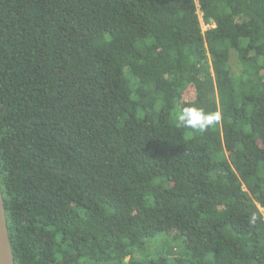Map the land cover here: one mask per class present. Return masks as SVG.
<instances>
[{
    "label": "trees",
    "instance_id": "16d2710c",
    "mask_svg": "<svg viewBox=\"0 0 264 264\" xmlns=\"http://www.w3.org/2000/svg\"><path fill=\"white\" fill-rule=\"evenodd\" d=\"M0 183L16 264H264V0H0Z\"/></svg>",
    "mask_w": 264,
    "mask_h": 264
},
{
    "label": "water",
    "instance_id": "95a60500",
    "mask_svg": "<svg viewBox=\"0 0 264 264\" xmlns=\"http://www.w3.org/2000/svg\"><path fill=\"white\" fill-rule=\"evenodd\" d=\"M0 264H16L11 239L8 230V222L4 207L3 193L0 183Z\"/></svg>",
    "mask_w": 264,
    "mask_h": 264
},
{
    "label": "clouds",
    "instance_id": "9594fccd",
    "mask_svg": "<svg viewBox=\"0 0 264 264\" xmlns=\"http://www.w3.org/2000/svg\"><path fill=\"white\" fill-rule=\"evenodd\" d=\"M180 124L191 127L205 129L219 119L218 115L204 114L201 111L194 113L191 108H184L177 117Z\"/></svg>",
    "mask_w": 264,
    "mask_h": 264
},
{
    "label": "rangeland",
    "instance_id": "374dc122",
    "mask_svg": "<svg viewBox=\"0 0 264 264\" xmlns=\"http://www.w3.org/2000/svg\"><path fill=\"white\" fill-rule=\"evenodd\" d=\"M205 27H206V25H205ZM141 254V253H140Z\"/></svg>",
    "mask_w": 264,
    "mask_h": 264
}]
</instances>
